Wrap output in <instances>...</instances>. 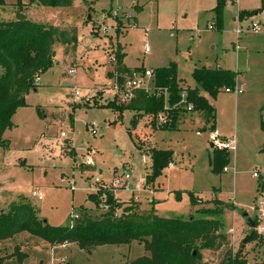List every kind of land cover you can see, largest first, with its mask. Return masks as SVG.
Listing matches in <instances>:
<instances>
[{
  "label": "rangeland",
  "instance_id": "374dc122",
  "mask_svg": "<svg viewBox=\"0 0 264 264\" xmlns=\"http://www.w3.org/2000/svg\"><path fill=\"white\" fill-rule=\"evenodd\" d=\"M4 1L0 20H15L18 11H25L36 23L76 26L79 43L69 56L56 45L53 68L42 75L37 91L26 98L29 106L17 110L14 126L5 134L8 145L0 147V212L25 199L53 226H69L75 215L85 213L100 218L108 211L106 190L95 179L109 183L128 171L137 178L151 173L149 152L155 147L174 152L172 165L150 184V191L113 193L116 215L132 209L186 220L201 217L198 210L213 209L217 198L235 207L221 218L228 248L244 264H264V236L257 230L264 226L257 208L264 209V0H227L223 27L213 12L217 0H75L71 7L51 13L30 6V0ZM252 22L261 23L262 30L253 31ZM119 53L128 68L151 70L175 63L184 89L196 87V69L219 64L237 72L232 90L243 87V92L227 93L224 88L215 98L205 94L215 109L214 120L199 112L185 113L174 130L160 128L151 142L148 135L140 139L139 149L127 130L134 112L121 115L107 107L121 105L113 91ZM147 86L155 89L154 78ZM213 128L222 138L234 139L236 150L211 147ZM219 153L229 154V160L217 174L210 161ZM34 190L42 193V200L33 196ZM92 193L99 195L100 203L89 201ZM249 218L256 222L254 230ZM252 233L254 238L243 244ZM137 243L84 253L75 244L52 246L22 233L0 242V257L7 259L5 264H124L145 254ZM223 251L202 249L199 254L203 262L218 264ZM21 254L27 256L23 262Z\"/></svg>",
  "mask_w": 264,
  "mask_h": 264
},
{
  "label": "trees",
  "instance_id": "16d2710c",
  "mask_svg": "<svg viewBox=\"0 0 264 264\" xmlns=\"http://www.w3.org/2000/svg\"><path fill=\"white\" fill-rule=\"evenodd\" d=\"M74 2L75 0H30L29 5L69 8ZM18 5L24 6L21 3ZM226 5L227 0H217L213 9L219 27H223ZM0 6H6L4 0H0ZM78 43L79 30L76 26L36 23L23 11L17 12L15 20L0 21V147L8 145L5 134L13 128V117L17 110L28 107L26 97L37 88V79L53 68L56 45L60 44L64 48L65 56H69L76 52ZM123 61L124 55L119 53L115 74L120 84L132 78L134 72L145 70L128 68ZM153 71L155 92L152 95L145 90H137L129 104L107 105L121 115L126 110L134 112L127 130L139 149L141 146L138 141L143 137L148 135L151 142L153 134L160 128L174 130L177 127L183 114L187 113L185 108L178 106L184 91L188 94L187 104L194 107L193 112H199L211 121L215 119V109L206 95L215 98L222 89L235 88L237 83V72L233 70L202 67L193 73L196 87L184 89L180 86L175 63ZM162 114L166 116L169 125L160 127L157 119ZM142 118H146L143 123ZM228 156L227 153H219L211 158L215 173L223 170L229 160ZM149 157L152 161V172L147 173V179L152 184L172 165L174 152L152 147ZM103 194L108 207L103 216L92 218L85 213L69 226L44 223L38 208L31 202L25 199L14 202L8 211L0 212V242L28 233L52 246L75 244L84 253L103 246H130L134 242L141 244L145 254L124 264H208L203 262L200 250L219 252L224 249L218 264H244L228 248L230 242L223 231L221 218L225 210H234V206L216 198L212 203L213 209L198 210L201 217L191 215L186 220L167 219L153 213L143 215L132 209H125L123 215L117 216L118 205L115 204L113 192L106 190ZM88 199L95 204L100 203L99 195L94 193ZM191 204L197 205L194 197H191ZM81 211L87 212L83 208ZM253 238L254 233L249 240ZM193 251L197 252L196 256H193ZM26 257L21 254L20 262ZM6 260L5 257H0V264H5Z\"/></svg>",
  "mask_w": 264,
  "mask_h": 264
},
{
  "label": "built area",
  "instance_id": "2783aa9c",
  "mask_svg": "<svg viewBox=\"0 0 264 264\" xmlns=\"http://www.w3.org/2000/svg\"><path fill=\"white\" fill-rule=\"evenodd\" d=\"M251 28L253 31L258 33L262 30V25L259 22H252ZM209 29L212 30L213 25H210ZM242 32H243V28L239 27L237 33L241 34ZM149 52H150L149 46L146 45L145 53H149ZM74 73L75 70L70 71V74H74ZM151 78H154L153 69L151 70L145 69L144 71L141 72H134L132 78L128 79L124 84H120L116 77V83L113 87V91L117 98L118 103L121 105L129 104L134 99L135 91L137 90H145L149 95H152L155 92V89L152 90L149 86H147L148 80ZM39 80L40 78L37 79V82ZM225 91L227 93L236 92L241 94L243 92V88L240 87V88H236L235 90H232V88H226ZM75 96L76 97L80 96V92L76 91ZM187 97L188 94L186 91H184L182 93L181 101L178 104V106H182L183 108H185L187 113L193 112L194 107L192 104H187ZM157 122L160 127L169 125L166 116H164L163 114L158 116ZM92 131L94 134L96 133L94 127ZM61 137L65 138L66 134L62 133ZM210 141L212 142L211 144L213 146L216 145L222 150H227V151L236 150V141L234 139L225 141L224 139L221 138L219 132L216 130H212ZM91 165H92L91 162L88 161L87 166H91ZM253 177L258 178L259 177L258 173L255 172L253 174ZM94 183L101 185L103 189L112 191L113 193H116L118 190H126V191H131L135 195L136 193L145 192L148 190L150 191V184L148 182L147 175L137 178L135 177L132 171L124 172L121 176L115 175L111 179V182L109 183L101 180L100 178H96ZM33 196L38 198L39 200L43 199L42 193H39L36 190L33 191ZM260 205H264L263 202H261ZM257 208L259 211L260 219H264V209H260L259 207ZM78 217H79L78 215H75L74 218L78 219ZM257 230L259 234L264 236V226L258 227ZM67 245L69 244H64L62 246L65 247Z\"/></svg>",
  "mask_w": 264,
  "mask_h": 264
},
{
  "label": "crops",
  "instance_id": "0c3cea01",
  "mask_svg": "<svg viewBox=\"0 0 264 264\" xmlns=\"http://www.w3.org/2000/svg\"><path fill=\"white\" fill-rule=\"evenodd\" d=\"M36 6V5H35ZM2 7V6H1ZM37 9L39 8V9H43V10H48L49 11V13H51L52 11H50V10H56V9H61V8H43V7H36ZM25 12V11H24ZM25 14L26 15H28L26 12H25ZM28 17H29V15H28ZM3 20V19H2ZM2 20H0V21H2ZM216 68H220V69H225L224 67H222L221 65H219V64H217L215 67H214V69H216ZM133 69V68H132ZM227 70V69H226ZM41 79H42V76L40 77V80H39V83L41 82ZM39 83H38V85H39ZM243 88V87H242ZM37 90H34V92H36ZM27 98V97H26ZM28 104V103H27ZM28 106H29V104H28ZM216 130V129H215ZM216 131H218V130H216ZM219 132V131H218ZM219 134H220V132H219ZM220 136H221V134H220ZM221 138H222V136H221ZM222 139H224L225 141L226 140H229V139H225V138H222ZM153 191V190H152ZM137 201H139V200H137ZM151 203H153V201L151 202ZM133 244V243H132ZM131 244V245H132ZM69 245H71V244H69ZM130 245V246H131ZM138 247H141V244H139V243H137L136 244ZM68 246V245H67Z\"/></svg>",
  "mask_w": 264,
  "mask_h": 264
},
{
  "label": "water",
  "instance_id": "95a60500",
  "mask_svg": "<svg viewBox=\"0 0 264 264\" xmlns=\"http://www.w3.org/2000/svg\"><path fill=\"white\" fill-rule=\"evenodd\" d=\"M211 147H213V145L211 144ZM243 217H248V214L247 213H245L244 215H243ZM248 222H249V228L250 229H255V227H256V222L254 221V220H251L250 218L248 219ZM44 223H47V220H44ZM250 238V237H249ZM249 238H247V239H245L244 241H243V244H245V243H247V241L249 240ZM193 256H196V254H197V252L196 251H193Z\"/></svg>",
  "mask_w": 264,
  "mask_h": 264
}]
</instances>
